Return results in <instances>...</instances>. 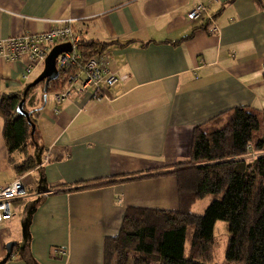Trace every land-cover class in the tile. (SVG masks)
Masks as SVG:
<instances>
[{
  "label": "crops",
  "instance_id": "0c3cea01",
  "mask_svg": "<svg viewBox=\"0 0 264 264\" xmlns=\"http://www.w3.org/2000/svg\"><path fill=\"white\" fill-rule=\"evenodd\" d=\"M197 2L211 22L187 20ZM67 20L80 40L106 44L108 68L128 78L109 101L84 93L56 104L57 92L49 94L29 149L42 151L40 163L21 176L8 161L0 119V186L20 179L35 203L27 228L20 208L0 224V263L15 242L3 264H103V241L117 235L127 207L178 209L176 179L53 195L46 188L186 162L197 126L234 107L264 109V0L260 7L253 0H0V39ZM23 70L21 62L0 59V96L32 82L39 67L27 80ZM39 97L36 90L33 107ZM53 248L66 255L53 256Z\"/></svg>",
  "mask_w": 264,
  "mask_h": 264
},
{
  "label": "trees",
  "instance_id": "16d2710c",
  "mask_svg": "<svg viewBox=\"0 0 264 264\" xmlns=\"http://www.w3.org/2000/svg\"><path fill=\"white\" fill-rule=\"evenodd\" d=\"M253 1L261 6V0ZM106 46L80 40L76 52L84 63L105 51ZM66 79V74L59 72L45 92L43 81L29 88L20 112L23 91L31 82L19 91L0 96V119L8 161L17 176L38 167L42 151L30 153L29 149H34L36 144V126L31 136L30 123L35 125L37 112L46 104L47 96L62 91ZM38 89L39 106L33 107L32 96ZM224 115L194 129L186 162L77 183L68 189L59 184L43 192L53 195L101 185L174 177L178 209L127 207L117 235L103 241V264H211L215 247L213 228L217 221L226 222L228 233L224 260L217 264H264V109L234 107ZM249 155H253L252 161L245 159ZM206 197L210 201L204 213H191L190 208ZM34 204L28 196L13 202L14 209L27 210L26 228Z\"/></svg>",
  "mask_w": 264,
  "mask_h": 264
},
{
  "label": "built area",
  "instance_id": "2783aa9c",
  "mask_svg": "<svg viewBox=\"0 0 264 264\" xmlns=\"http://www.w3.org/2000/svg\"><path fill=\"white\" fill-rule=\"evenodd\" d=\"M203 17L208 22L212 21L207 8L200 2H197L186 14L189 21ZM216 30L217 28L214 26L212 32ZM79 41L80 38L73 30L71 21L67 20L63 21L61 27L44 32L20 34L0 39V59L6 62H21L24 68L22 77L27 80L38 67L44 64L46 56L54 46L68 43L71 46V51L60 54L55 61L58 73L67 76L65 88L54 95L56 104H60L72 94L84 93H88V98L91 101L111 100L113 98L111 92L117 91L119 85L128 78V75H117L108 68L105 51L81 63L80 55L76 52ZM48 160V156L45 155L41 164L47 163ZM26 195V188L20 179L0 186V224L13 218L15 215L13 202L26 197ZM52 253L57 258H63L66 255L62 248H53Z\"/></svg>",
  "mask_w": 264,
  "mask_h": 264
},
{
  "label": "water",
  "instance_id": "95a60500",
  "mask_svg": "<svg viewBox=\"0 0 264 264\" xmlns=\"http://www.w3.org/2000/svg\"><path fill=\"white\" fill-rule=\"evenodd\" d=\"M70 51H71V46L68 43L56 45L51 49V51L49 52V54L46 56V58L44 60L43 69H42L41 73L37 76V78L34 81H32L30 84H28L26 86L25 90L23 91V98L19 104L18 112H20V110H21V106L24 102L26 93H27L29 88L34 87L35 85H37L38 83L43 81L44 82V90L43 91L45 92L46 88L48 86V83L51 80H54L58 77V71H57L56 66H55L56 58L60 54L67 53ZM30 124H31V136H32L34 134V131H35V125L32 123H30ZM14 246H15V242H9L6 244V246H5L6 255L0 264L5 263L11 257Z\"/></svg>",
  "mask_w": 264,
  "mask_h": 264
},
{
  "label": "rangeland",
  "instance_id": "374dc122",
  "mask_svg": "<svg viewBox=\"0 0 264 264\" xmlns=\"http://www.w3.org/2000/svg\"><path fill=\"white\" fill-rule=\"evenodd\" d=\"M43 69V65L39 67V72L37 75L41 73ZM32 77L31 79H33ZM36 79V78H35ZM34 79V80H35ZM33 80V81H34ZM38 94H40L39 89L37 90ZM33 98V96H32ZM49 98V96H48ZM34 153H37V151H34ZM253 155H249L245 157L248 161H252ZM210 199L209 198H203L201 200H198L191 208L190 212L197 215H202L204 213L205 208L209 204ZM213 234L215 239V247H214V254H213V261L211 264H217L221 263L224 260V254H225V246L228 239V233H227V224L223 221H217L214 224L213 228Z\"/></svg>",
  "mask_w": 264,
  "mask_h": 264
}]
</instances>
